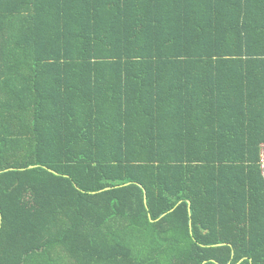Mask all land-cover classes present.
Listing matches in <instances>:
<instances>
[{"label": "trees", "instance_id": "obj_1", "mask_svg": "<svg viewBox=\"0 0 264 264\" xmlns=\"http://www.w3.org/2000/svg\"><path fill=\"white\" fill-rule=\"evenodd\" d=\"M261 143L264 0H0V264H264Z\"/></svg>", "mask_w": 264, "mask_h": 264}, {"label": "crops", "instance_id": "obj_2", "mask_svg": "<svg viewBox=\"0 0 264 264\" xmlns=\"http://www.w3.org/2000/svg\"><path fill=\"white\" fill-rule=\"evenodd\" d=\"M209 112V115H214L212 112H210V111H205V110H200L199 112H198V115H196V113H194V114H192V115H182V116H195L194 118H199V117H204L205 115H206V113H208ZM219 114V113H218ZM221 115V114H220ZM196 116H198V117H196ZM201 126V125H200ZM195 129H196V131H197V129H199V125H197V126H193ZM200 130V129H199ZM203 130V129H202ZM205 130V129H204ZM213 130H215V127H212V126H209V132L210 133H213ZM204 134V133H203ZM203 140V139H202Z\"/></svg>", "mask_w": 264, "mask_h": 264}, {"label": "built area", "instance_id": "obj_3", "mask_svg": "<svg viewBox=\"0 0 264 264\" xmlns=\"http://www.w3.org/2000/svg\"><path fill=\"white\" fill-rule=\"evenodd\" d=\"M259 168L262 175V178L264 180V143L260 144V152H259Z\"/></svg>", "mask_w": 264, "mask_h": 264}]
</instances>
